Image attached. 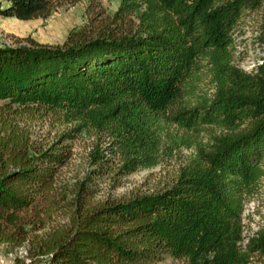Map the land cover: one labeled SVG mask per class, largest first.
I'll use <instances>...</instances> for the list:
<instances>
[{"label": "trees", "instance_id": "1", "mask_svg": "<svg viewBox=\"0 0 264 264\" xmlns=\"http://www.w3.org/2000/svg\"><path fill=\"white\" fill-rule=\"evenodd\" d=\"M77 1L0 0V16L46 17ZM258 7L264 48V0H119L113 10L86 0V19L61 43L27 34L0 45V248H21L22 264L263 255L264 226L245 238L242 212L264 178V55L244 69L233 45ZM206 76L210 94L198 91ZM85 133L101 170L151 167L181 145L194 153L163 187L95 200L84 181L59 180Z\"/></svg>", "mask_w": 264, "mask_h": 264}, {"label": "rangeland", "instance_id": "2", "mask_svg": "<svg viewBox=\"0 0 264 264\" xmlns=\"http://www.w3.org/2000/svg\"><path fill=\"white\" fill-rule=\"evenodd\" d=\"M101 2L106 10H113L119 0H101ZM85 4L86 0H79L74 4H62L46 17L21 19L14 16H0V45L15 42L18 37L27 34L40 41L61 43L70 28L78 26L86 19L88 12L85 11ZM261 12V7L247 9L234 28V61L244 69H250L253 63L264 55V48L254 40ZM198 91L209 94L212 92V85L207 76L204 77ZM40 123L34 124L35 129L45 131L47 126H41ZM48 129L53 134L56 130L62 129V125L54 122ZM96 140L92 135L85 133L79 134L71 141L72 155L61 167L59 178L60 182L69 189L84 181L86 186L93 189L95 200L105 197L125 198L163 187L170 182L179 166L194 153L193 146L181 145L154 166L120 173L116 169L101 170V166L90 161L88 152L93 148ZM98 141L102 148L105 145L104 140ZM242 221L245 238L264 226V178L260 189L245 200ZM21 254V248L13 252H6L0 248V264H22L15 259L16 255ZM248 264H264V254H253Z\"/></svg>", "mask_w": 264, "mask_h": 264}, {"label": "bare ground", "instance_id": "3", "mask_svg": "<svg viewBox=\"0 0 264 264\" xmlns=\"http://www.w3.org/2000/svg\"><path fill=\"white\" fill-rule=\"evenodd\" d=\"M3 260V259H2Z\"/></svg>", "mask_w": 264, "mask_h": 264}]
</instances>
